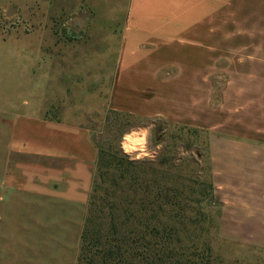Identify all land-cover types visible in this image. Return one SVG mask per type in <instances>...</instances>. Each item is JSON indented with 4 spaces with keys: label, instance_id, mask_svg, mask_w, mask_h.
<instances>
[{
    "label": "crops",
    "instance_id": "0c3cea01",
    "mask_svg": "<svg viewBox=\"0 0 264 264\" xmlns=\"http://www.w3.org/2000/svg\"><path fill=\"white\" fill-rule=\"evenodd\" d=\"M86 89L264 143V0H0V264H78L98 160Z\"/></svg>",
    "mask_w": 264,
    "mask_h": 264
},
{
    "label": "rangeland",
    "instance_id": "374dc122",
    "mask_svg": "<svg viewBox=\"0 0 264 264\" xmlns=\"http://www.w3.org/2000/svg\"><path fill=\"white\" fill-rule=\"evenodd\" d=\"M227 79L213 75V104ZM96 92H84L83 122L98 148L87 235L111 238L114 223L128 243L121 264H264V143L116 112L110 91ZM145 130L148 155L134 144Z\"/></svg>",
    "mask_w": 264,
    "mask_h": 264
},
{
    "label": "trees",
    "instance_id": "16d2710c",
    "mask_svg": "<svg viewBox=\"0 0 264 264\" xmlns=\"http://www.w3.org/2000/svg\"><path fill=\"white\" fill-rule=\"evenodd\" d=\"M87 224H89V218L86 216L78 264H121L117 258V253L121 249L122 244L128 243L125 238L121 240L114 237L118 234L116 225L111 223V227H109V233L114 235L113 237L108 238L106 235L102 238L100 232L92 233L90 236L89 234L87 235ZM129 264L136 263L131 260Z\"/></svg>",
    "mask_w": 264,
    "mask_h": 264
},
{
    "label": "clouds",
    "instance_id": "9594fccd",
    "mask_svg": "<svg viewBox=\"0 0 264 264\" xmlns=\"http://www.w3.org/2000/svg\"><path fill=\"white\" fill-rule=\"evenodd\" d=\"M133 135H135V133ZM146 135H147V131L145 130L144 132H142L141 137L134 141V144L141 146V153L143 155H148L147 152L143 151V145L145 144L144 136H146ZM131 139H132L131 136H125V140H131ZM125 149H126V151H132L133 150L131 148H128L127 146H125Z\"/></svg>",
    "mask_w": 264,
    "mask_h": 264
}]
</instances>
